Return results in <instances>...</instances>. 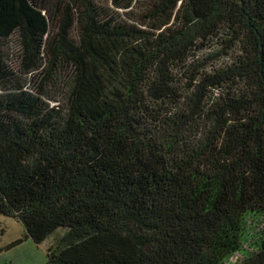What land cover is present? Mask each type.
Listing matches in <instances>:
<instances>
[{
	"label": "trees",
	"instance_id": "obj_1",
	"mask_svg": "<svg viewBox=\"0 0 264 264\" xmlns=\"http://www.w3.org/2000/svg\"><path fill=\"white\" fill-rule=\"evenodd\" d=\"M0 213L45 264H264V0H0Z\"/></svg>",
	"mask_w": 264,
	"mask_h": 264
},
{
	"label": "rangeland",
	"instance_id": "obj_2",
	"mask_svg": "<svg viewBox=\"0 0 264 264\" xmlns=\"http://www.w3.org/2000/svg\"><path fill=\"white\" fill-rule=\"evenodd\" d=\"M207 51L197 52L195 59H202ZM198 57V58H197ZM64 233L58 229L42 243L36 244L31 238L24 237V228L16 218L0 213V264H45L47 247ZM21 242L11 245L14 241ZM242 254L236 253L226 264H238Z\"/></svg>",
	"mask_w": 264,
	"mask_h": 264
}]
</instances>
